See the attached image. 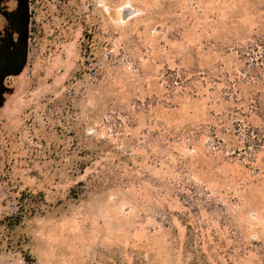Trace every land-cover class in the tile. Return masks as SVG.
I'll return each mask as SVG.
<instances>
[{
  "label": "rangeland",
  "instance_id": "374dc122",
  "mask_svg": "<svg viewBox=\"0 0 264 264\" xmlns=\"http://www.w3.org/2000/svg\"><path fill=\"white\" fill-rule=\"evenodd\" d=\"M29 10L0 93V264H264V147L215 77L264 54V0ZM192 68L213 75L183 93Z\"/></svg>",
  "mask_w": 264,
  "mask_h": 264
},
{
  "label": "trees",
  "instance_id": "16d2710c",
  "mask_svg": "<svg viewBox=\"0 0 264 264\" xmlns=\"http://www.w3.org/2000/svg\"><path fill=\"white\" fill-rule=\"evenodd\" d=\"M264 46V42L262 43ZM243 59L239 61L240 65L244 67L240 68L239 72L244 73V77L239 72L231 69L230 66H225L227 72L220 71L215 73V77H218L219 82L223 83L226 87L225 95L223 97L224 102L233 105L230 108V113L235 120L240 118L247 122L246 126V139L247 145H252V148L264 147V54H261L255 64L246 65ZM224 65L221 64L220 67ZM202 71L190 69L176 72L172 76L173 84L177 89H180L183 93L190 89L193 93H197L199 87L208 81L212 77L211 71H206V75L201 76ZM205 71H203L204 73ZM215 81H218L215 79ZM247 107L248 111L245 110ZM246 111V112H245ZM261 122L260 126H255V121ZM241 123H237L236 130L239 131ZM213 133L217 135L220 130L214 128ZM218 142H221L218 140Z\"/></svg>",
  "mask_w": 264,
  "mask_h": 264
},
{
  "label": "flooded vegetation",
  "instance_id": "af4514ba",
  "mask_svg": "<svg viewBox=\"0 0 264 264\" xmlns=\"http://www.w3.org/2000/svg\"><path fill=\"white\" fill-rule=\"evenodd\" d=\"M30 18L29 0H0V93L25 62Z\"/></svg>",
  "mask_w": 264,
  "mask_h": 264
}]
</instances>
